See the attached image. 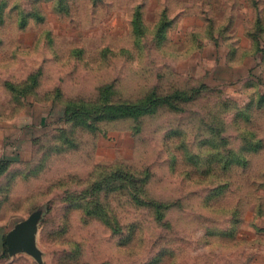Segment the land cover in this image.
<instances>
[{
	"label": "rangeland",
	"instance_id": "rangeland-1",
	"mask_svg": "<svg viewBox=\"0 0 264 264\" xmlns=\"http://www.w3.org/2000/svg\"><path fill=\"white\" fill-rule=\"evenodd\" d=\"M0 264H264V0H0Z\"/></svg>",
	"mask_w": 264,
	"mask_h": 264
},
{
	"label": "water",
	"instance_id": "water-1",
	"mask_svg": "<svg viewBox=\"0 0 264 264\" xmlns=\"http://www.w3.org/2000/svg\"><path fill=\"white\" fill-rule=\"evenodd\" d=\"M26 244L22 238V236L17 237L11 244H10V249H19L22 246L24 247Z\"/></svg>",
	"mask_w": 264,
	"mask_h": 264
}]
</instances>
